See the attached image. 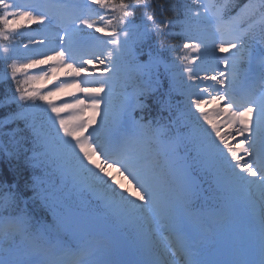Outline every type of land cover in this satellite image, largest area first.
<instances>
[{
  "label": "snow or ice",
  "instance_id": "snow-or-ice-1",
  "mask_svg": "<svg viewBox=\"0 0 264 264\" xmlns=\"http://www.w3.org/2000/svg\"><path fill=\"white\" fill-rule=\"evenodd\" d=\"M171 8L0 0V156L24 180L0 182V264H264V0ZM165 80L175 116L146 121Z\"/></svg>",
  "mask_w": 264,
  "mask_h": 264
},
{
  "label": "trees",
  "instance_id": "trees-1",
  "mask_svg": "<svg viewBox=\"0 0 264 264\" xmlns=\"http://www.w3.org/2000/svg\"><path fill=\"white\" fill-rule=\"evenodd\" d=\"M127 1H131L132 3H135L136 2V0H127ZM174 2H175V0H153V4L154 5L157 4V3L164 5V16H167V17L169 16V14H171V10H172L171 5ZM156 15H158V19L161 18L160 17V10L159 9H157ZM2 115H3V111H0V117ZM8 164L10 166L9 168H10L11 175L13 177H15L18 181H20L21 186H22L23 183H24V180L23 179H20V177L17 176L16 173H15V168L17 167L18 162L15 161V160H10V162ZM29 175L30 174H29L28 170L27 171H23V177H24V179H29L30 178Z\"/></svg>",
  "mask_w": 264,
  "mask_h": 264
},
{
  "label": "rangeland",
  "instance_id": "rangeland-1",
  "mask_svg": "<svg viewBox=\"0 0 264 264\" xmlns=\"http://www.w3.org/2000/svg\"><path fill=\"white\" fill-rule=\"evenodd\" d=\"M0 44H2V42H1ZM2 52H3V51H2ZM210 111H211V109H210Z\"/></svg>",
  "mask_w": 264,
  "mask_h": 264
}]
</instances>
